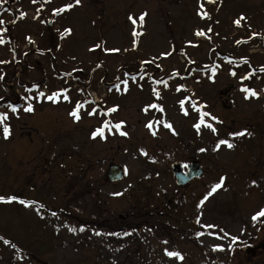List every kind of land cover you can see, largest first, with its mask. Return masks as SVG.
<instances>
[{
	"label": "rangeland",
	"instance_id": "374dc122",
	"mask_svg": "<svg viewBox=\"0 0 264 264\" xmlns=\"http://www.w3.org/2000/svg\"><path fill=\"white\" fill-rule=\"evenodd\" d=\"M172 1L80 0L77 4L75 0H36L39 7L52 12L72 5L54 12L60 13L55 52L47 44L50 38H43L46 24L42 16L36 20L31 0H16L13 15L0 16L4 22L0 24L4 41L0 77L8 82L20 71L12 69L7 49L33 36L41 53L39 57L29 53V68L20 77L29 82L45 79L41 86L49 92L32 95L37 88L24 86L17 100L22 107L15 113L3 106L8 102H1L4 94L0 92V113L8 114L4 123L10 126L5 138L0 125V196L17 197L0 202V264H205L204 256H195L194 249L199 247L193 245H178L182 252L192 253L182 260L165 256L162 244H152L150 251L155 255L139 262L128 256H109V205H116L109 201L113 194L105 175L109 162L121 164L131 175L164 173L167 160L180 155L197 157L211 172L230 174L248 173L264 161V72L260 71L264 66V0H218L215 5H208V0ZM204 10L209 17L197 15ZM21 12L26 14L23 18ZM142 13L146 15L141 24ZM241 16L244 19L237 26L234 21ZM66 29L71 31L66 33ZM242 87L258 95L245 99ZM225 90L229 100L222 93ZM57 92L54 100L47 98ZM103 96L95 105L94 98ZM180 100L185 101L187 115ZM77 102L79 120L69 115ZM28 104L33 111L25 110ZM110 108L116 110L108 112ZM93 109L95 114L89 115ZM203 113L210 116H203L205 123L198 133L193 125ZM105 121L109 124L105 138H92L91 133ZM120 121L124 123L118 131L113 125ZM149 121L151 131L146 127ZM165 122L172 128L164 127ZM206 124L215 127L216 133ZM240 131L245 134L229 135ZM220 140L233 147L216 148ZM49 142L56 150L49 157L55 164L61 162L65 174L60 187L53 170L41 172L46 169L42 156ZM219 193L211 190L215 204ZM61 198L66 206L60 215H53L50 208L58 209ZM121 204L127 207L128 200ZM208 208L214 214L211 201ZM78 215L91 222L73 228L68 223L76 222ZM58 221L65 222V235L55 225ZM92 222L99 228L93 229ZM200 241L210 249L221 245L212 237ZM9 243L14 256L4 250Z\"/></svg>",
	"mask_w": 264,
	"mask_h": 264
},
{
	"label": "flooded vegetation",
	"instance_id": "af4514ba",
	"mask_svg": "<svg viewBox=\"0 0 264 264\" xmlns=\"http://www.w3.org/2000/svg\"><path fill=\"white\" fill-rule=\"evenodd\" d=\"M135 1L131 0L130 4ZM15 2L0 0V13L12 14ZM29 3L35 7L36 20L42 16L46 24L43 38H50L47 44L55 52L60 13L44 5L39 7L33 0ZM46 149L42 156L47 161L46 169L41 172L50 173L51 169L53 175L64 179L61 162L55 164L49 157L56 154L54 146L48 145ZM195 160L202 172L190 175L188 165ZM167 161L164 173H123L122 179L109 180L113 188L109 201L116 204L109 205V256H128L129 260L139 262L143 256L155 255L150 251L152 244L166 246L163 252L170 248L189 256L191 250L182 252L178 245H193L199 247L194 249L195 256H204L205 264H264V217L252 220V216L264 208V161L258 162L248 173L240 170L233 174L211 172L195 156L185 159L180 155ZM128 176L132 179L127 180ZM218 183H221L217 188L219 207L211 195H207ZM126 200L127 207L121 204ZM210 201L216 207L214 214L208 208ZM210 237L219 240L222 247L210 249L201 244L200 239Z\"/></svg>",
	"mask_w": 264,
	"mask_h": 264
},
{
	"label": "snow or ice",
	"instance_id": "6c2138e0",
	"mask_svg": "<svg viewBox=\"0 0 264 264\" xmlns=\"http://www.w3.org/2000/svg\"><path fill=\"white\" fill-rule=\"evenodd\" d=\"M35 2H36V0H33V3H35ZM75 2L77 4H79L80 0H75ZM71 7H72V5L71 4H68V5H64L60 9H54L53 11L54 12H62V11H65L66 9L71 8ZM201 7H203V5H201ZM37 14H39V10H37ZM25 15L26 14L24 12H21L20 13V17L21 18H23ZM144 15H146V14L145 13H142L141 16L139 17V20H140V23L141 24L143 23V17H144ZM129 19L132 20V22L134 24L136 23L135 19L132 18L131 16L129 17ZM243 19H244V17L241 16L239 19H237L236 21H234V23L237 26H240L241 20H243ZM3 23H4L3 21H0V24H3ZM70 31H71L70 29H66L65 30L66 33L67 32H70ZM200 34H203V33L202 32H198L197 33V35H200ZM134 35H135V33H134ZM253 35H256V34L254 33ZM2 43H4V41H3V39H0V44H2ZM237 43H240V41H237ZM245 62H247V61L245 60ZM0 63H4V61H0ZM260 71L261 72H264V66H262L260 68ZM232 74L235 75V72H233ZM245 78H247V77H241V79H245ZM124 83L127 84V81H124ZM241 90L246 94L245 95V99L249 98V96H256V95H258L255 91H253V90H251V89H249L247 87H242ZM61 91H66V90H61ZM59 94H60L59 92L53 93L51 96H48L47 98L49 100H54L55 97H57ZM156 94L159 95V93H156ZM41 95H43V93H41ZM64 99L67 100V99H69V97L67 95H65L64 96ZM184 103H185L184 100H180L179 101V104L181 106V110L184 111V114L185 115H187L188 113H187V110L184 108ZM80 107H81V105L79 104V102H77L76 108H74L69 113V115L72 116L74 119L79 120L80 119V115H79V108ZM148 107H156V105H150ZM16 110L17 109H16L15 106H11V111L13 113H15ZM25 110L31 112L34 109H33V106L31 104H28V106H27V108ZM115 110H116V108H110V109H108V112H112V111H115ZM144 110L147 111V107ZM95 111L96 110L93 109V111L90 112L89 115L95 114ZM160 111H163L162 107L160 108ZM203 116H210V113H203L202 116H201V119L199 120V122L193 125V127L197 129V132L198 133H199V130H200L201 125L205 123L204 122V119H203ZM7 119H8V114L7 113H0V125H3V135H4L5 138H7L10 135V126L8 124L4 123V121H6ZM211 119L212 120H217L218 118L217 117H211ZM123 123H124L123 121H120L118 123H115L113 125V127L116 130L119 131L121 129ZM205 126L208 127V128H210L213 133H216V131H217L216 128L213 127L211 124H206ZM108 127H109V124H108L107 121H105L104 124L101 127L97 128L96 130H94L91 133L92 138H96L99 135L101 139H104L105 138V136H104V129L105 128H108ZM146 127L151 131L152 130V122L149 121V123L146 125ZM164 127L169 128V129L172 128V126H171V124L169 122H165L164 123ZM109 131H111V128H109ZM120 134L121 135H125V136L127 135V133L126 132H123V131H120ZM244 134H245L244 131L229 133V135H231V136H242ZM152 135H156V133L153 131L152 132ZM220 145H226L229 148L233 147V145L229 141H227V140H220L219 143L216 145V148H219ZM201 151H204V149H201ZM223 179L224 178L222 177L221 178V183H222ZM221 183H218V184L214 185L213 188H212V191L214 192L217 188H219L221 186ZM116 195H119V193H116ZM207 195H211V192H209ZM15 199H17V197L10 196V197L5 198V197L0 196V202H10V201L15 200ZM205 199H207V196H205ZM20 203L27 205L29 202L28 201H24V200H20ZM201 203H203V201H201ZM53 215H55V213H53ZM259 217H264V208H261V210L259 212L255 213L252 216V220L255 221ZM208 227H214V225H208ZM235 239H236V237H233V240H235ZM216 247L219 248L220 245H217ZM165 254L167 256H169V257H175V258L180 259V260L183 259L182 255L179 252H176V251H168L167 249H165Z\"/></svg>",
	"mask_w": 264,
	"mask_h": 264
},
{
	"label": "water",
	"instance_id": "95a60500",
	"mask_svg": "<svg viewBox=\"0 0 264 264\" xmlns=\"http://www.w3.org/2000/svg\"><path fill=\"white\" fill-rule=\"evenodd\" d=\"M196 167H197V165L195 163L191 164L189 166L190 172L195 173L196 172ZM120 173H121V170L117 166L113 165V166H111L108 174L110 175V179L116 180V179L120 178Z\"/></svg>",
	"mask_w": 264,
	"mask_h": 264
}]
</instances>
